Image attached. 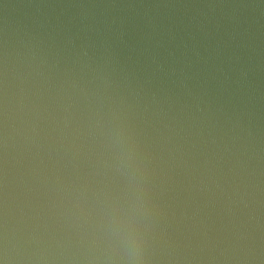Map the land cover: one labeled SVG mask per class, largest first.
<instances>
[{"label": "water", "instance_id": "obj_1", "mask_svg": "<svg viewBox=\"0 0 264 264\" xmlns=\"http://www.w3.org/2000/svg\"><path fill=\"white\" fill-rule=\"evenodd\" d=\"M0 264H264V0H0Z\"/></svg>", "mask_w": 264, "mask_h": 264}]
</instances>
